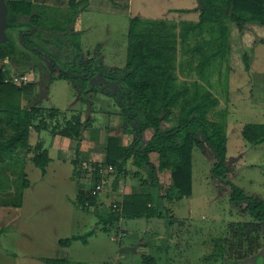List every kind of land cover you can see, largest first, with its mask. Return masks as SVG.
<instances>
[{
	"label": "rangeland",
	"instance_id": "obj_1",
	"mask_svg": "<svg viewBox=\"0 0 264 264\" xmlns=\"http://www.w3.org/2000/svg\"><path fill=\"white\" fill-rule=\"evenodd\" d=\"M114 1L116 4L108 0H91L87 10L77 18L75 10L69 8L68 0H36L47 5L41 11L43 28L66 29L69 42L76 40L85 61L99 57L100 62L109 69H122L126 64L131 18L186 20L184 17L191 19L192 16L173 10L198 5L197 0ZM78 31L80 35L76 34ZM22 32L17 34L18 39ZM243 41L254 57L249 71L243 70L241 51L237 50L238 44L234 41L236 57L233 58V68H228L226 63L216 62L207 68L205 74H212V90L221 101L219 107L210 113V118L226 121L227 157L231 159L227 160L230 170L227 181L243 189L247 195L264 200V146H250L242 137L245 124L264 123V28L254 26L248 37L246 35L243 39L240 36V43ZM51 51L62 65L80 55L75 48L67 49V52ZM44 60L58 76V67ZM183 60L188 62L189 57L184 58L179 50L178 63L181 64ZM195 66L196 62L191 67L194 79L197 78ZM183 68L184 72L190 70L188 63ZM2 69L12 70L8 59L3 61ZM19 74L14 73L15 76ZM180 74L181 80H188L181 71ZM40 78L38 71H30L27 81L22 84L34 83L36 86L26 89L23 102L34 101L43 110L35 121L30 142L33 148L41 142L44 148H49L52 161L47 174L43 176L32 160L35 154L30 152L26 171L31 187L25 191L21 209L0 208V231L5 229L0 234V264H47L48 259H65L70 264L74 261L87 264H144V259H154L156 264H264V255L255 258L260 253L264 254V231L258 239L253 234L251 240L256 239L253 242L248 241L246 231L240 232V235L234 233L237 224L246 225L255 221L248 213L231 204L230 186L214 177L212 170L216 159L208 148L205 151L196 147L193 152L192 197L168 206L169 214L175 220L169 237L165 221L159 218L96 226L95 206L91 209L93 213L83 212L74 201L82 185L86 191L90 189V167L101 161L104 163V138L108 131L111 129L113 135L118 131L128 135L125 119L113 97L105 92L91 93L89 100L95 123L85 138L91 142L98 141V145H95L97 149L92 151L97 152V158L92 159L87 153L83 166L88 174L73 177L69 148L74 147L75 143L59 132L72 116L82 114L85 117L89 104L79 99L78 89L72 81L60 78L50 85L48 95L39 97ZM16 83L20 84L21 81ZM109 86L106 83L107 89ZM52 109L59 111L53 118L50 117ZM41 120L48 124V130L37 129V126L42 127ZM173 126V122L168 121L163 128L168 130ZM152 135L153 131L146 132L143 141L147 142ZM130 136L132 144L134 136ZM151 160L158 166V155H151ZM130 165H133L132 160L128 162L130 172L127 179L132 177L137 188L141 184L147 187L146 174L141 171L138 175L140 178L135 179L134 167ZM124 178L123 175L118 176L117 172L110 175L105 197L108 200L101 203V213L108 214L114 201H122L118 188ZM159 179L163 194L168 195L172 186L170 173L162 174ZM109 226L110 232L105 231L104 228L108 229ZM90 231H95V234L89 238V245L80 241L73 242L70 247L59 244L61 239L85 235ZM221 245L223 248L219 255L218 247ZM147 262L151 264V261Z\"/></svg>",
	"mask_w": 264,
	"mask_h": 264
},
{
	"label": "trees",
	"instance_id": "obj_2",
	"mask_svg": "<svg viewBox=\"0 0 264 264\" xmlns=\"http://www.w3.org/2000/svg\"><path fill=\"white\" fill-rule=\"evenodd\" d=\"M197 2L196 9H183L180 13L198 12V21L131 18L126 64L122 69H109L100 62L99 57L85 61L76 40L69 42L66 29L43 28L41 11L47 6L33 0H6V33L14 44V50L9 51L0 43V60L8 59L12 66V70L0 69V208L21 209L25 191L31 187L26 171L30 152L35 154L32 160L43 176L47 174L52 161L49 150L44 148L42 142L34 148L30 142L35 121L43 110L34 101L24 104L23 99L26 89H34L36 84H16L12 79L13 73L24 74L34 70L41 74L39 97L48 95L50 85L60 78L72 81L78 89L79 99L89 104L85 117L82 114L72 116L59 132L75 143L72 147L75 158L71 162L73 177L88 174L83 166L85 153L81 146L86 133L94 128L95 123L89 100L91 93L105 92L113 97L125 119L127 132L134 136V142L128 146L118 136H107L104 163L113 166L118 176L126 178V167L132 160L133 165L146 174L148 191L145 194L125 195L118 207H112L105 214L99 211V198L92 196L82 185L75 205L89 213L95 206L93 212L97 217V226L119 224L123 220L159 218L165 221L169 237L175 220L164 201L192 197L193 152L198 147L204 150L208 148L215 157L212 173L221 183L230 186L233 207L248 213L255 221L246 225L237 224L234 233L240 235V232L246 231L248 241L258 239L264 231V200L247 195L243 189L227 181L230 170L227 165L226 121L210 118V113L219 107L221 101L212 90V74L205 73L214 62L226 63L228 68H233V41L238 44L237 50L241 51L243 70H250L253 53L250 47H245L244 41L243 45L240 43V36L243 39L246 35L248 37L251 28L256 25L264 28V0ZM90 3L91 0H70L69 5L78 18ZM20 31L23 32L18 39ZM76 34L80 35V31ZM71 48H75L80 55L74 61L65 62V65L49 52H67ZM179 50L184 58L189 57L188 62L183 60L181 64L178 63ZM40 51L53 57L72 76L62 71L56 76ZM195 62L196 79L192 78L191 69ZM185 63L190 66L187 72L183 68ZM180 71L188 80H181ZM106 83L110 84L109 89ZM58 113L52 109L50 117ZM168 121H172L174 126L163 130V124ZM40 125L41 128L37 126L40 131L49 129L43 120ZM148 131H153V135L144 142L143 136ZM242 137L250 146H264V123L245 124ZM153 154L158 155V166L152 163ZM163 170H169L172 174L173 183L168 195L162 193L158 177V172ZM92 174L97 175L95 172ZM119 184L122 186L123 182ZM104 230L110 232V226ZM3 232L5 229L0 234ZM94 233L73 235L61 239L59 244L63 247H69L75 241L87 244ZM253 234L257 235L255 240H251ZM222 248V245L218 247L219 255ZM263 255L260 253L255 258ZM147 261L156 264L154 259H144L143 263L149 264ZM46 263L70 264L65 259H48Z\"/></svg>",
	"mask_w": 264,
	"mask_h": 264
},
{
	"label": "crops",
	"instance_id": "obj_3",
	"mask_svg": "<svg viewBox=\"0 0 264 264\" xmlns=\"http://www.w3.org/2000/svg\"><path fill=\"white\" fill-rule=\"evenodd\" d=\"M35 3H37V4H41V5H44V6H47L46 4H42V3H39V2H36V0H33ZM68 2H70V0H68ZM113 4H116V2L113 0ZM68 6H69V8H71L70 7V5L68 4ZM67 7V6H66ZM198 7V5H195L193 8H189V9H191V10H193V9H196ZM180 10H183V9H177V10H173L174 12H176V11H178L179 13H180ZM184 15L185 16H192V18L191 19H189V18H187V17H184L187 21H198V18H199V13L198 12H192V13H187V14H185L184 13ZM168 20V19H167ZM170 20V19H169ZM183 19H180V20H177V22H180V21H182ZM175 21V20H174ZM165 124V123H164ZM164 124H163V126H164ZM163 126H162V129L163 130H165L164 128H163ZM121 128H123V126L121 127ZM125 129V128H124ZM94 130V129H93ZM119 133H117L116 135H113L114 133L111 131V129L108 131V133H107V136H118V137H120L122 140H123V144L124 145H126V146H128V145H130L131 144V136H130V133H128V135L127 136H125L124 135V132H120V131H118ZM87 134V133H86ZM105 135H106V133H105ZM132 135V134H131ZM107 136H105V140H104V144H105V141H106V137ZM85 137H86V135H85ZM98 143V141L97 140H95V141H89L88 140V138H85L84 139V141H83V143H82V150H83V152L85 153V156L87 155V153L88 154H90V156L92 157V159H96L97 158V152H92V151H95L96 149H97V147L95 146V145H98L97 144ZM72 147H70L69 148V158H71L70 159V164L72 165V163H71V161H72V159H73V157H74V150L73 149H71ZM46 149H48V150H50L49 148H46ZM235 159V158H234ZM227 160L228 161H230L231 159H228V157H227ZM153 163V162H152ZM154 164V163H153ZM155 165V164H154ZM131 166V168L132 167H134L132 170H133V172H135V173H140L141 171H139L134 165H130ZM73 169H74V167H73V165H72V175H73ZM126 171L128 172L127 173V175L129 174V169H128V164H127V167H126ZM143 173V172H142ZM165 173H170V175H171V178H172V174H171V172L169 171V170H163V171H159L158 172V177L159 178H161V175L162 174H165ZM127 177L128 176H126V178L125 179H123V184H122V186L121 185H119V188H118V190H119V194H122V198L125 196V195H131V194H145V193H147V191H148V186L146 187V185L144 186V185H142L141 184V186L140 187H138L137 188V184H136V181L132 178V177H130V178H128L127 179ZM136 178H140V177H138V175H136L135 174V179ZM143 183V182H142ZM172 183H173V181H172ZM121 191V192H120ZM163 193V192H162ZM107 196V189L100 195V198L98 199V202L99 203H102V204H104V202H106L105 200H108L107 198H105ZM116 198V197H115ZM112 201V200H111ZM110 201V202H111ZM175 201H167V200H165L164 201V205H166V206H169V205H172L173 203H174ZM144 219V218H143ZM151 219H153V218H151ZM139 221V220H142V219H135V220H130V221ZM126 220H123L122 221V223H126L125 222ZM96 226H97V221H96ZM95 234V233H94ZM94 235H92L91 237H93ZM90 239H88V243L87 244H85V245H89L90 244V241H89ZM141 245V244H140ZM71 246V245H70ZM69 246V247H70ZM124 250V249H123ZM81 263H84V264H87L86 262H82V261H74L73 262V264H81Z\"/></svg>",
	"mask_w": 264,
	"mask_h": 264
},
{
	"label": "built area",
	"instance_id": "obj_4",
	"mask_svg": "<svg viewBox=\"0 0 264 264\" xmlns=\"http://www.w3.org/2000/svg\"><path fill=\"white\" fill-rule=\"evenodd\" d=\"M29 73L30 71L25 74H19L18 76H15L13 73L12 79L15 83L20 80L21 81L20 84H22L27 81V76ZM98 165H99L98 167L96 166L90 167L91 172L89 174V177L91 178L92 181L89 191L91 192V195L97 197V199L100 198V195L106 190V187L109 184L110 175L114 173L113 166L106 165L105 163H103V161H101V163ZM92 172L93 173L95 172V174L97 175L92 174ZM117 203L118 201L117 202L114 201L112 206L114 208L118 207L119 203L118 204ZM97 205L100 206L101 203L97 202Z\"/></svg>",
	"mask_w": 264,
	"mask_h": 264
},
{
	"label": "water",
	"instance_id": "obj_5",
	"mask_svg": "<svg viewBox=\"0 0 264 264\" xmlns=\"http://www.w3.org/2000/svg\"><path fill=\"white\" fill-rule=\"evenodd\" d=\"M8 26L7 23V7H6V0H0V43L3 47L8 49L9 51L14 50V44L11 41V39L8 37L6 33V28ZM41 52V51H40ZM46 60H48L50 63L54 64L58 67V69L62 72H64L66 75L72 76V74L65 69L62 68L61 65L58 64V62L51 56L41 52ZM3 61L0 60V69H2Z\"/></svg>",
	"mask_w": 264,
	"mask_h": 264
}]
</instances>
